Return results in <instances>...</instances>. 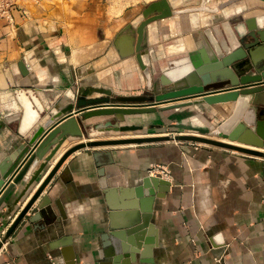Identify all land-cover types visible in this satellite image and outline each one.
Here are the masks:
<instances>
[{
  "label": "crops",
  "instance_id": "0c3cea01",
  "mask_svg": "<svg viewBox=\"0 0 264 264\" xmlns=\"http://www.w3.org/2000/svg\"><path fill=\"white\" fill-rule=\"evenodd\" d=\"M21 3L27 13L15 8L13 21L0 19V165L12 158L9 165L25 140L51 115L62 114L75 102L97 73L112 70L121 88L114 89L113 96L150 94L136 54L122 57L135 50L139 35L133 22L136 12H130L127 5L117 0ZM150 28L145 41L149 51L143 56L155 80L167 69L182 70L191 56L212 61L230 44L228 30L210 28L206 34L204 29L192 32L194 43L182 36L167 46L164 41L169 34L173 37V30ZM260 56L264 60V52ZM21 63L31 66L29 75L21 73ZM157 83L155 93L161 92ZM104 96L94 92L86 98ZM235 104L232 99L125 115L121 124H140L136 122L140 117L149 126H169L191 124L196 118L193 125L206 127L211 116H217L220 123L227 119ZM76 109L55 118L45 130L63 119L52 131L79 118L83 113L76 114ZM103 109L115 108H88L86 112ZM117 115L83 118L89 134L83 139L68 138L29 188L28 182L55 144L37 158L20 182L10 181L18 169L5 180L1 189L9 184V194L0 196V264H115L117 256L119 264H126L131 258L126 250L117 251V242L131 247V264H264V158L199 142L78 150L63 162L8 235L68 149L83 142L142 136L134 131L95 130V125ZM159 166L166 172L150 173ZM149 210L153 216L141 247L134 248L137 239L128 231L142 224Z\"/></svg>",
  "mask_w": 264,
  "mask_h": 264
},
{
  "label": "water",
  "instance_id": "95a60500",
  "mask_svg": "<svg viewBox=\"0 0 264 264\" xmlns=\"http://www.w3.org/2000/svg\"><path fill=\"white\" fill-rule=\"evenodd\" d=\"M232 1L225 5L232 3ZM183 3H185L184 0H157L152 2L143 11L144 19L137 26L139 35L135 50L131 54L122 55V57H126L136 54L139 65L147 79L148 90L153 91L155 81H157L161 87V92L135 96H113L110 90H106L107 94L102 98L87 99L86 97L91 94L94 89H82L77 100L65 107L62 114L57 112L51 115L50 118L36 129L29 139L25 140L26 144L22 146L9 165L8 163L12 158L0 165V196L3 195L4 192L6 196L9 194V184H7L3 190L1 187L10 176L18 169L10 181L13 180L14 183L20 182L25 172H27L37 158H41L46 154L50 146L55 144L50 154L46 157L44 164L41 165L31 181L28 182L27 188H29L41 175L48 163L68 138H85V136L89 134V131L83 126V118L87 119L94 115L118 114L116 119L95 125V130L105 133L138 131L144 129V126L140 124H121L125 120V115L155 113L157 111H167L196 103L212 102L208 99L200 101L190 100L164 106V104L170 102L188 100L218 92L239 90L236 93L222 96V100H220L221 102L232 99L235 100L236 104L231 115L215 129L188 123H176L175 126L184 131L173 137L170 135H154L78 143L63 154L51 171L48 179L41 185L32 201L26 206L12 225L8 235H11L22 222L27 212L42 194L63 162L74 152L86 147L139 145L175 140L181 142H199L205 145L222 147L264 158V109H259L264 107V86H262L264 85V60L261 59L259 53V50L264 47V26H260L255 17L246 18L245 21L237 17L235 19L241 22L231 29L226 25L224 27L215 25L213 27L214 30H223L224 28L230 33V44L225 48L224 53L221 52L214 57L212 61H207V59L203 60L202 56L201 58L191 56L187 66L182 70L176 68L167 69L163 71V73H160L158 79L155 80L150 65L145 61L143 56V53L147 51L145 46L147 38L146 29L149 24L154 21L173 17L177 14L194 9H176V7ZM204 3L195 9L215 11L207 7ZM209 29L210 28L204 29L203 33H208L210 31ZM248 37L252 39L247 40L249 39ZM19 68L21 73L25 76L31 73V66L29 64L23 65L21 63L19 64ZM17 93L19 94V91ZM76 107V114L83 113L79 118H72L52 131L53 128L64 120L63 119L49 131L45 130V127L49 126L55 118H61L63 113L72 112ZM96 107H113L115 109H103L96 113L86 112L88 108ZM120 115L123 116L120 117ZM71 116L72 115H69L68 117ZM155 178L157 177L155 176ZM151 214L152 212L150 210L147 211L144 215V222L138 224L139 226L134 227L132 231H128L130 235H135V239H137L135 242L131 239L134 248L141 247V239L144 238L145 228L149 226L153 216ZM117 243V251L121 253L123 250H126L127 252L125 254L130 256L131 260H126L125 263L131 264L132 258H134L133 254L131 255L128 253L131 247H128V244L125 246L120 242ZM1 247L2 245L0 244V249ZM119 261L120 256H117L115 264H119Z\"/></svg>",
  "mask_w": 264,
  "mask_h": 264
},
{
  "label": "rangeland",
  "instance_id": "374dc122",
  "mask_svg": "<svg viewBox=\"0 0 264 264\" xmlns=\"http://www.w3.org/2000/svg\"><path fill=\"white\" fill-rule=\"evenodd\" d=\"M118 2H122L123 6H128L129 11H135L136 18L133 19L134 25L138 26L140 22L144 19L143 11L152 3L157 0H117ZM185 3L180 4V6L176 7V9H191L198 8L204 3L207 7L215 11H207V10H188L183 13L177 14L173 17L161 19L158 21H154L149 26L150 29H172L173 37L169 34L168 38L164 41L165 44L175 42L177 38L182 36H186L185 38H191L193 40L194 35L192 32H196L199 29L211 28L215 25H221L224 27L234 28L239 25L241 21L236 20L235 18L239 17L240 20L245 21L246 18L257 17L261 18L262 14H264V0H184ZM232 1V3L225 5L226 3ZM237 3H241L237 6ZM40 4V3H39ZM236 4V5H235ZM224 5V6H223ZM247 5V6H246ZM242 6V7H241ZM232 9L233 13H228V11ZM257 14V15H256ZM256 15V16H255ZM195 16H199L196 17ZM172 18V19H171ZM1 19V18H0ZM169 19V20H168ZM184 21V23H183ZM229 24V25H228ZM224 29V28H223ZM198 38V34H197ZM199 39V38H198ZM248 40V39H247ZM194 43V40H193ZM209 43V42H208ZM194 48V47H193ZM192 49V48H191ZM187 51V50H186ZM114 74L112 70H106L105 72L97 73L96 75L91 76V81L88 83V89H94V92H100L103 94H107L106 90H110L113 95L114 89H120V87L115 84L113 80ZM154 84L153 91H147L151 93H155L156 88ZM122 91H125L122 89ZM130 92V91H128ZM222 97V96H221ZM194 120L189 121V123L193 124ZM126 120H124L125 122ZM204 121V120H203ZM220 119L217 116H211L210 119L204 123V125L208 128L215 129L220 124ZM136 122H140V125L144 126V129L134 131L132 134L142 135V136H154V135H170L175 136L183 132V129L177 128L175 125L163 126V125H152L149 126L148 123L144 121L143 118H136ZM131 134V133H130ZM88 135V134H87ZM177 142L175 140L171 141H162L157 143H171ZM157 143H148V144H157ZM140 145V144H139ZM144 145V144H141ZM216 147V146H214Z\"/></svg>",
  "mask_w": 264,
  "mask_h": 264
},
{
  "label": "built area",
  "instance_id": "2783aa9c",
  "mask_svg": "<svg viewBox=\"0 0 264 264\" xmlns=\"http://www.w3.org/2000/svg\"><path fill=\"white\" fill-rule=\"evenodd\" d=\"M22 0H0V18L13 21L14 19V10L18 8L23 13H27L26 8L22 6ZM35 4L41 3L43 0H31ZM166 172L165 169L161 166L154 167L150 170L151 174ZM220 261V259H219Z\"/></svg>",
  "mask_w": 264,
  "mask_h": 264
},
{
  "label": "bare ground",
  "instance_id": "6f19581e",
  "mask_svg": "<svg viewBox=\"0 0 264 264\" xmlns=\"http://www.w3.org/2000/svg\"><path fill=\"white\" fill-rule=\"evenodd\" d=\"M238 5L237 6H239L240 4L239 3H237ZM236 5V4H235ZM247 6V5H246ZM242 7V6H241ZM234 11L232 10V9H230L229 11H228V13H233ZM196 18H197V16H195ZM257 18V17H256ZM172 19V18H171ZM169 20V19H168ZM257 20H258V24L260 25V26H264V14H262V16H261V18H257ZM183 23H184V21H183ZM175 47H181L180 45H177V46H175ZM170 51H172L173 49L171 48V49H169ZM264 52V47H262L260 50H259V53H260V55H261V53H263ZM219 98H221V97H208L207 99L208 100H210V101H212L213 103H217V102H221L220 100H222V98L221 99H219ZM223 102V101H222ZM231 112V111H230ZM123 115H120V117H122ZM184 131V130H183ZM139 137H141V136H139ZM143 137V136H142ZM144 137H147V136H144ZM72 140H74V139H72ZM154 176V175H153Z\"/></svg>",
  "mask_w": 264,
  "mask_h": 264
}]
</instances>
